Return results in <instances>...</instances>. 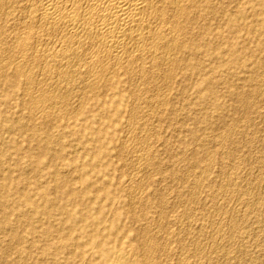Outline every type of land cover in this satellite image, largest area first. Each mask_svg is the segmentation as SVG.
<instances>
[{"label": "bare ground", "instance_id": "1", "mask_svg": "<svg viewBox=\"0 0 264 264\" xmlns=\"http://www.w3.org/2000/svg\"><path fill=\"white\" fill-rule=\"evenodd\" d=\"M262 34L264 0H0V264H264Z\"/></svg>", "mask_w": 264, "mask_h": 264}, {"label": "rangeland", "instance_id": "2", "mask_svg": "<svg viewBox=\"0 0 264 264\" xmlns=\"http://www.w3.org/2000/svg\"><path fill=\"white\" fill-rule=\"evenodd\" d=\"M261 37H264V34H262V36ZM263 107H264V104H263ZM236 115V114H235ZM232 115H230V116H228V119H230V117H231ZM253 121H254V125H255V127L254 128H252V127H249V129L247 130V132L249 131L250 133L251 132H253V133H249V136H251V137H253V139H254V142L255 141H257V143L255 142L254 143V149H253V153H259V152H261L262 150H260L259 151V149H262L261 147H263V144L261 143V140H262V138L264 137V124H262V123H259V122H261V120L259 119V118H254L253 119ZM190 125H191V123H189ZM257 127V128H256ZM238 129H241V127H238ZM252 130V131H251ZM261 136V137H260ZM255 137V138H254ZM259 138H261V139H259ZM245 141L244 142H246V138L244 139ZM259 142V143H258ZM262 144V146H261V144ZM260 144V145H259ZM258 145V146H257ZM261 146V147H260ZM260 147V148H259ZM257 149V150H256ZM264 172V171H263ZM262 172V174L264 175V173ZM258 173H261V172H258ZM258 236V238L260 237L259 236V234H257L256 236H253V237H250L249 239H251V238H253V239H251L250 240V243L251 244H254V243H264V237H260L259 238V241H258V238L256 239V237ZM255 237V238H254ZM255 245V244H254ZM173 246H175V245H173ZM253 245H250V249L252 248V251H254V253H256V254H258V253H261V251L259 250V249H257L255 246H253ZM256 248V249H255ZM255 249V250H254ZM264 254H262L261 255V257L262 258H264V256H263ZM221 264H223L222 262H220ZM220 263H216V264H220ZM229 264H231V263H229Z\"/></svg>", "mask_w": 264, "mask_h": 264}]
</instances>
